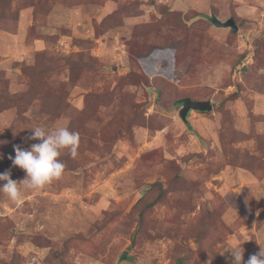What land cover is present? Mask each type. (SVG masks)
Returning a JSON list of instances; mask_svg holds the SVG:
<instances>
[{
	"label": "rangeland",
	"instance_id": "rangeland-1",
	"mask_svg": "<svg viewBox=\"0 0 264 264\" xmlns=\"http://www.w3.org/2000/svg\"><path fill=\"white\" fill-rule=\"evenodd\" d=\"M215 22H234L218 27ZM211 101L180 117V101ZM63 174L0 193V264H232L264 247V0H0V173L36 126Z\"/></svg>",
	"mask_w": 264,
	"mask_h": 264
},
{
	"label": "clouds",
	"instance_id": "clouds-1",
	"mask_svg": "<svg viewBox=\"0 0 264 264\" xmlns=\"http://www.w3.org/2000/svg\"><path fill=\"white\" fill-rule=\"evenodd\" d=\"M32 132L30 139L39 143L33 144L30 149L17 146L15 157H9L13 166L22 169L26 177L21 181H14L10 171L0 173V193L14 202L20 201L23 191L39 190L58 179L65 170V165L59 159L65 151L73 159L78 156L80 134L70 130L67 125H57L51 129L36 126ZM229 252L232 264H264V247H261L258 254L251 255L246 262L241 245Z\"/></svg>",
	"mask_w": 264,
	"mask_h": 264
},
{
	"label": "water",
	"instance_id": "water-1",
	"mask_svg": "<svg viewBox=\"0 0 264 264\" xmlns=\"http://www.w3.org/2000/svg\"><path fill=\"white\" fill-rule=\"evenodd\" d=\"M215 24L218 27H229L234 32L238 31V27L234 24V22H215ZM180 104L182 105V109L180 110V117L185 123L188 122V115L192 111L210 113L213 110V104L211 101H193L190 98H185L180 101Z\"/></svg>",
	"mask_w": 264,
	"mask_h": 264
},
{
	"label": "trees",
	"instance_id": "trees-1",
	"mask_svg": "<svg viewBox=\"0 0 264 264\" xmlns=\"http://www.w3.org/2000/svg\"><path fill=\"white\" fill-rule=\"evenodd\" d=\"M234 32V31H233Z\"/></svg>",
	"mask_w": 264,
	"mask_h": 264
}]
</instances>
